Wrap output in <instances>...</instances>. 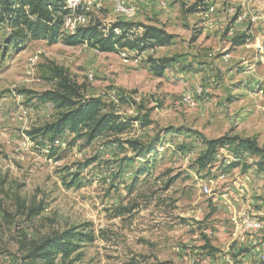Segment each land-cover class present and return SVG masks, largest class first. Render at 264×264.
<instances>
[{"label": "rangeland", "instance_id": "rangeland-1", "mask_svg": "<svg viewBox=\"0 0 264 264\" xmlns=\"http://www.w3.org/2000/svg\"><path fill=\"white\" fill-rule=\"evenodd\" d=\"M122 1L134 7L131 17L116 13L113 1L105 0L88 12L89 21L144 19L172 34V44L131 55L128 63L119 52L45 40H26L5 52L9 30L0 28V264H19L28 240L84 224L94 240L73 264H263L259 255L232 242L230 215L240 207L233 196L221 199L228 188L236 189L231 180L239 164L241 174L252 167L261 179L256 168L264 158L242 152L234 162L239 164L228 167V156L236 155L222 147L210 166L201 169L194 162L205 149L202 139L223 135L252 139L264 153V0ZM195 2H205L206 9L213 5L210 21L204 11L188 12ZM142 7L149 9L145 16ZM240 35L247 37L243 45L236 43ZM170 56L177 62L156 77L147 57ZM51 67L84 85L85 95L100 98L121 116L145 117L147 124L138 121L129 134L89 145L69 146L66 135L59 158H47L26 132L52 121L56 108L21 90L51 88ZM196 87L205 94L197 95ZM111 93L128 101L114 105ZM183 94L194 104L184 103ZM157 136L163 142L155 146L147 172L143 157L123 162L135 155L123 152L118 141L154 144ZM74 172L79 183L69 186ZM202 185L210 193L202 192ZM21 204L42 210L27 218Z\"/></svg>", "mask_w": 264, "mask_h": 264}, {"label": "trees", "instance_id": "trees-1", "mask_svg": "<svg viewBox=\"0 0 264 264\" xmlns=\"http://www.w3.org/2000/svg\"><path fill=\"white\" fill-rule=\"evenodd\" d=\"M205 6V2H195L189 7L188 12L205 11ZM66 13L64 0H0V28L5 27L9 30L2 50L7 52L17 48L26 40H45L48 44L62 43L71 47L85 44L103 53L131 50L140 55L156 47L169 46L174 38L162 27L129 21L125 18H118L108 25L89 21L74 33L65 34L62 30V21ZM246 38L245 35H240L236 38V43L243 45ZM146 62L149 70L156 77H161L172 63L177 62V58L174 56L157 59L147 57ZM48 78L52 83L51 88L41 92L29 90H21V92L29 98H34L39 104L50 103L56 108L57 112L52 121L26 132L27 137L32 142H36V147H40L49 159L59 158L55 141L63 142L66 135L71 136L69 146H73L77 141L89 145L97 138H116L129 134L138 121L141 126L147 124L145 117L137 119L121 116L100 98L85 95L84 85L72 81L61 68L51 67ZM120 99L128 101L124 98ZM174 131L175 129H170L168 133ZM162 142L163 138L157 136L154 137V144H142L137 140L125 139L118 141L117 146L123 152L130 150L135 155L124 157L123 162L126 165L143 157V170L147 172L151 166L149 162L155 157L154 148ZM201 142L205 145V149L194 162L201 169L211 165L217 151L222 147L230 148L239 162L242 152L257 154L264 158L263 150L252 139L223 135L215 139H202ZM185 148L188 149L186 146L182 147V150ZM89 164L90 161L87 160L83 166L87 167ZM238 164L231 163L228 167ZM257 166L260 170H264V161L261 160ZM75 174L76 172L69 174L71 177L69 186L75 183L77 177ZM19 207L26 210V213L22 214H25L27 218L37 216L42 210L40 206L24 209V205L21 204ZM86 228L85 224L74 226L41 239L28 240L23 243L24 254L19 264H73L79 259V250L94 240L93 232Z\"/></svg>", "mask_w": 264, "mask_h": 264}, {"label": "built area", "instance_id": "built-area-1", "mask_svg": "<svg viewBox=\"0 0 264 264\" xmlns=\"http://www.w3.org/2000/svg\"><path fill=\"white\" fill-rule=\"evenodd\" d=\"M104 1L105 0H64L67 13L62 21L63 32L65 34H72L79 27L88 24V12L93 8L102 7ZM112 1L116 13L125 17H131L134 14V7L125 5L122 0ZM213 11V5L209 6L203 13L204 19L206 18V20L210 21ZM116 33H118L117 30ZM119 54L122 61L128 63V61H131L130 56L137 54V52L131 50H121L119 51ZM87 78L91 80L92 75H87ZM195 93L199 96L205 94L201 87H196ZM120 98V95L111 93L109 96V101L114 105H118ZM182 101L188 105L194 104L193 98L189 94H183ZM55 145L61 146L63 145V142L56 140ZM237 161L238 159L235 157L228 156L227 164ZM262 176L264 177V175ZM201 190L205 194L210 193V189L206 187V185H202ZM225 201H228V199L225 198ZM232 212L233 213L230 215L232 242L237 244L239 247L244 245L255 246L257 241L255 238H253V235L263 229L264 225L262 219L250 209L249 205H243L239 209L235 211L233 210ZM259 260L264 264V253L259 255Z\"/></svg>", "mask_w": 264, "mask_h": 264}, {"label": "crops", "instance_id": "crops-1", "mask_svg": "<svg viewBox=\"0 0 264 264\" xmlns=\"http://www.w3.org/2000/svg\"><path fill=\"white\" fill-rule=\"evenodd\" d=\"M143 10L148 11L149 9L143 7L141 9L140 14H143L144 16L147 15L146 13L143 12ZM141 20L135 19L134 21L137 22L141 21L142 23H145L144 19ZM253 167H257V166L253 165ZM241 168H243L242 163L238 165V171L236 170V173H234V178L231 180L233 186H235L236 189L233 191V188H228L231 189V192L225 191L224 194L225 197L222 196L221 200L224 201L226 198L229 201L230 196H233L234 197L233 199L235 200L234 205L236 206V208L241 207L243 205H249L250 207L252 206L253 212L262 219L264 225V177H262V175H264V170H260L258 167L256 168V172L262 174V175L257 174L258 177L260 176L261 179L256 180L257 179L255 177L256 175L253 176L252 173L253 172L252 167L251 168L247 167L246 169H244L242 174L239 170ZM232 193L233 195H231ZM227 211L230 212L232 210L227 208ZM254 236L258 238V240H256L257 243L255 246L244 245V246H240L239 248L249 249L251 250L249 251V253L252 252L253 254H256L258 256L261 253H264V242H262L259 238V236L264 237V227L261 231L255 233L253 237Z\"/></svg>", "mask_w": 264, "mask_h": 264}]
</instances>
